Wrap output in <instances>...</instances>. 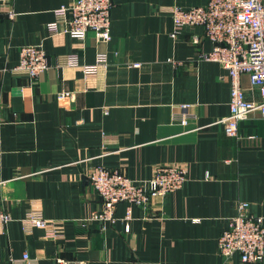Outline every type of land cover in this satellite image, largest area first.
Returning a JSON list of instances; mask_svg holds the SVG:
<instances>
[{"label":"crops","instance_id":"0c3cea01","mask_svg":"<svg viewBox=\"0 0 264 264\" xmlns=\"http://www.w3.org/2000/svg\"><path fill=\"white\" fill-rule=\"evenodd\" d=\"M111 1V40L102 43L93 32L80 42L47 32L70 0H0V208L11 217L0 220V264H245L224 259L218 239L240 202L264 227V119L253 112L238 138L225 134L216 122L229 115L228 71L203 59L213 44L202 27L172 19L173 8L209 0ZM27 45L48 59L33 81L14 71ZM98 53L107 64L96 74L65 64L76 54L91 65ZM241 86L247 101H260L247 75ZM62 91L74 94L68 108L56 101ZM182 105L192 114L185 126L173 120ZM164 164L184 166L186 182L146 209L131 206L129 232L127 203L115 222L93 218L102 212L85 182L94 167L141 182ZM29 211L54 220L63 237L23 222Z\"/></svg>","mask_w":264,"mask_h":264},{"label":"built area","instance_id":"2783aa9c","mask_svg":"<svg viewBox=\"0 0 264 264\" xmlns=\"http://www.w3.org/2000/svg\"><path fill=\"white\" fill-rule=\"evenodd\" d=\"M111 0H70L67 6L55 11L60 22L47 24L50 34L67 33L74 40L83 41L88 32H93L98 42L107 43L110 35ZM13 15L10 14V17ZM172 19L177 27L200 26L204 37L213 44L212 50L203 55L204 60L217 62L228 71L230 78L229 115L216 123L223 124L224 132L230 137H239V123L253 112H259L264 119V0H209L205 6L173 8ZM174 37L175 34H172ZM65 64L79 67L84 75L96 74L107 64L104 53H98L96 62L80 65L76 54L65 56ZM137 66V65H136ZM48 68V59L40 45L22 46L15 72L30 80H36ZM248 79L260 94L259 102L245 99L241 76ZM74 94L58 92L56 101L62 108H68ZM189 105H182L181 112L173 120L186 125L192 114ZM187 180V169L180 164L158 166L152 178L136 182L118 170L96 166L85 176L102 202V212L93 218L115 222L114 212L119 203L129 204L123 222L129 232L131 206L146 209L151 200L163 197L181 189ZM11 219L8 212L0 208V220L6 224ZM23 222L42 229L45 238L58 240L63 237L54 220L47 219L40 211L26 212ZM219 254L226 260L237 254L245 264H260L264 257V227L261 218L249 213V204L240 202L237 213L218 239ZM29 260L27 254L23 261ZM30 261V260H29ZM57 264H87L81 260H66L58 257ZM12 264H18L17 262Z\"/></svg>","mask_w":264,"mask_h":264}]
</instances>
